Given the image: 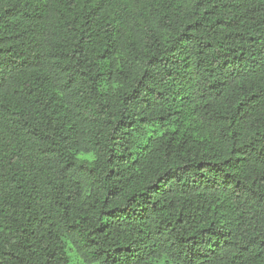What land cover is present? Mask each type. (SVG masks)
Returning <instances> with one entry per match:
<instances>
[{"label":"trees","instance_id":"16d2710c","mask_svg":"<svg viewBox=\"0 0 264 264\" xmlns=\"http://www.w3.org/2000/svg\"><path fill=\"white\" fill-rule=\"evenodd\" d=\"M0 264H264V0H0Z\"/></svg>","mask_w":264,"mask_h":264}]
</instances>
